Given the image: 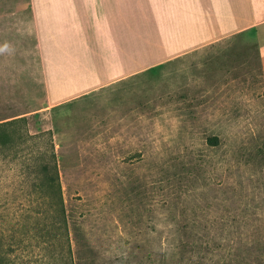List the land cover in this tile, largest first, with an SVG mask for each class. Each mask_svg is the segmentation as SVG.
Listing matches in <instances>:
<instances>
[{
    "label": "rangeland",
    "instance_id": "374dc122",
    "mask_svg": "<svg viewBox=\"0 0 264 264\" xmlns=\"http://www.w3.org/2000/svg\"><path fill=\"white\" fill-rule=\"evenodd\" d=\"M28 3L0 0V122L25 118L0 146L18 264L66 238L73 264H264V32L50 106ZM54 162L61 203L37 173Z\"/></svg>",
    "mask_w": 264,
    "mask_h": 264
},
{
    "label": "crops",
    "instance_id": "0c3cea01",
    "mask_svg": "<svg viewBox=\"0 0 264 264\" xmlns=\"http://www.w3.org/2000/svg\"><path fill=\"white\" fill-rule=\"evenodd\" d=\"M28 4L50 106L248 30L264 32V0Z\"/></svg>",
    "mask_w": 264,
    "mask_h": 264
},
{
    "label": "trees",
    "instance_id": "16d2710c",
    "mask_svg": "<svg viewBox=\"0 0 264 264\" xmlns=\"http://www.w3.org/2000/svg\"><path fill=\"white\" fill-rule=\"evenodd\" d=\"M25 125V118L24 117H17L12 118L9 120L1 121L0 122V146H12L16 145L23 137V134H17L18 126ZM24 134L29 135L26 131ZM19 137V140L17 139ZM38 175H45L46 178H40V186H46L54 191L57 190L56 196L59 199V202L61 203V195H60V185L58 183V178H56L57 175V166L55 162L52 165H49V163L42 164L38 169ZM63 215V209L62 206L60 207ZM60 214V215H61ZM61 215V216H62ZM0 215V219H1ZM63 219H58V222H61ZM64 222V220H63ZM65 226L62 224L61 226H58V229H62ZM45 229V228H44ZM44 229H41L43 232ZM54 230V227H53ZM43 235V234H42ZM53 238H56L59 236V233L55 230L54 234H51ZM20 247L19 244L16 242L9 243L7 242L5 231L2 229L0 225V264H18V256L16 254L17 249ZM62 251L56 250L50 255V263L53 264H60L62 260L64 261V264H73L72 261V255H71V246L69 243V240L66 238L64 245L61 246Z\"/></svg>",
    "mask_w": 264,
    "mask_h": 264
}]
</instances>
